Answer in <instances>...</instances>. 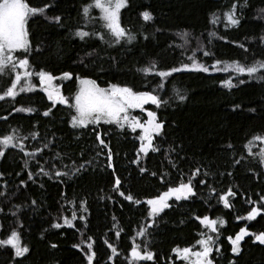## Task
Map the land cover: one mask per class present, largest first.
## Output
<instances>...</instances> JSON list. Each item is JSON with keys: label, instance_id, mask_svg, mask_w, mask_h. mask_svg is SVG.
I'll return each instance as SVG.
<instances>
[{"label": "trees", "instance_id": "trees-1", "mask_svg": "<svg viewBox=\"0 0 264 264\" xmlns=\"http://www.w3.org/2000/svg\"><path fill=\"white\" fill-rule=\"evenodd\" d=\"M25 2L30 7L48 6L42 15L26 18L28 48L14 54L16 61L28 60L33 88L0 99V136L13 135L17 145L0 156V192L5 193L0 196V240L15 230L20 246L28 251L15 257L10 246H0V264H88L89 244L92 264H130L133 244L141 253L147 249L153 254L137 264H184L172 250H195L201 233L216 238L209 254L213 264H264V245L254 241L256 234L264 233V204L259 203L264 167L259 154L245 147L254 137L264 136V70L248 78L212 68L216 61V66L235 61L245 67L264 61V0H125L119 24L134 39L121 38L119 43L99 18L84 15L92 0ZM233 3L238 24L210 23L213 14L224 15ZM144 11L151 14L150 21L141 18ZM77 31L87 35L81 38ZM192 60L208 71L184 70V65L191 68ZM144 68H149L147 74ZM173 68L180 70L171 72ZM41 71L55 78L70 74L59 84L66 103H71L79 78L99 88L116 85L155 95L160 105L144 108L162 124L161 135L152 138L157 151L138 153V133L112 124L70 126L71 108L53 103L37 88L34 75ZM161 71L170 75L156 74ZM13 78L10 67L0 73V94ZM225 80L232 87H225ZM18 108L32 111H14ZM48 109L49 115H42ZM97 133L109 148L99 144ZM138 155L140 160L133 164ZM140 167L146 171L141 173ZM193 170L195 195L169 200L170 207L149 228L146 201L188 183ZM113 173L120 180V192L139 203L117 194ZM229 189L235 195L226 197L230 207L224 208L219 195ZM253 205L259 211L248 220ZM206 215L225 223L209 232L196 219ZM53 223L59 227L53 228ZM141 227L146 236L138 235ZM240 228L250 235L240 240L239 252L233 254L228 238H235Z\"/></svg>", "mask_w": 264, "mask_h": 264}, {"label": "snow or ice", "instance_id": "snow-or-ice-1", "mask_svg": "<svg viewBox=\"0 0 264 264\" xmlns=\"http://www.w3.org/2000/svg\"><path fill=\"white\" fill-rule=\"evenodd\" d=\"M48 5H44L41 8L30 7L25 0H0V73L6 67H11L13 70L21 69L23 71L14 72V78L11 81V86L7 88L6 92L0 94V99H3L5 96L7 97H15L17 94L14 89L17 87L19 81L23 77V85L20 87L21 92L28 91L32 88V85L29 82V77L32 75L31 72L26 71L28 66L27 59H19L15 61V57L13 53L17 50H27L28 42L26 40V32L24 30L25 20L27 17L33 15H42L44 13V8ZM125 6V0H92V3L86 6L83 9V13L85 16L88 15L89 8L95 7L101 13L100 19L104 21V27L107 28L111 35L115 38V42L119 43L121 38L127 39L131 42L134 39L131 33H126V30L122 28L119 24V10ZM237 5L235 3L232 4L231 10L226 11L224 13V18L229 25L238 24V20L235 18L234 11ZM261 11H264L262 9ZM141 18L144 21H150L152 19L151 14L147 11L141 12ZM55 21H59V17H53ZM217 22L215 14H213V18L210 20V23ZM76 35L83 38L87 35L85 32L77 31ZM181 34V38H183ZM210 36L215 35L214 33H209ZM261 42L264 43V37H261ZM204 55H209L208 52H204ZM191 59V58H190ZM15 61V62H14ZM220 63L216 61L213 63L212 68L216 70V65ZM151 68L154 70L155 65H152ZM184 70H198L207 72L208 69L196 63L195 60H192L191 68L188 65L183 66ZM231 68L233 73L244 74L246 73L250 78L257 72L258 69L264 70V61H258L250 66H241L237 62L233 61L230 65L225 64V66L220 69L222 71L227 72ZM180 69L173 68L171 72L179 71ZM146 74L149 72V68L142 69ZM157 75L164 77L170 75V72H157ZM38 77L42 84H45L51 81L53 78L51 75L41 71L38 74ZM69 73H63L64 77H68ZM78 82L82 85H86V87H82L79 92L75 95L73 103L71 107L73 108L75 115L72 116L70 121V126L73 128H81L88 124H96L101 121L103 123H111L114 124L117 128H123L125 122H127V127L135 131L137 128L140 129L141 134L138 139L141 141L139 148L137 149L138 153L146 154L149 150L152 152L157 151V147L152 142L153 133L156 136L161 135V127L162 124L157 122L155 119V114L151 111L147 112L148 120L146 123H140L136 117H129L127 114V110L130 108H140L143 111L142 105L147 102H151L154 105L159 106L161 101L157 99L155 95H151L148 92H134L128 87H118L116 85H109L107 89L99 88L95 85V83L91 80H78ZM225 87H232V84L229 80H225L222 82ZM45 91V95L48 97L50 101L56 103L55 90L49 91L46 89H42ZM183 99V97H179ZM59 103L64 104L65 100L63 97L59 98ZM14 111L21 112H30L32 109L30 108H18L14 109ZM51 109L45 110L42 115L48 116ZM33 138H35L36 134L32 133ZM16 139L11 134H4L0 136V156H2L5 152V149L9 146H17L13 144V141ZM96 139L103 148H109L108 144H106L102 139L99 133L96 134ZM253 139H259L262 144H264V136L254 137ZM248 145H245L247 147ZM22 150V145L20 146ZM26 156H31L30 153H25ZM97 155H100V152H97ZM168 151L165 150V157H167ZM107 167L111 169L113 167L112 162V153L109 150L107 155ZM140 160V156L138 155L135 160L132 161L133 164H137ZM171 163V161H169ZM261 166L264 167V148L261 149ZM82 167V166H81ZM175 167V165H173ZM42 171V168L40 169ZM75 170V169H74ZM139 171L144 173L146 169L144 167H140ZM44 175H48L47 172H43ZM19 175V174H17ZM56 176L65 175V173L56 172ZM155 175V173H153ZM197 172L193 170L189 177L188 183L181 182L175 187H169L167 191L161 193L158 197L148 199L146 201L148 208L147 218H148V227H153L154 218L159 216V214L165 209L170 207L167 203L170 197H174L176 201H180L181 199L187 200L190 196H194L195 193L192 187V178L196 177ZM208 175V173H205ZM115 183L113 184V188L116 190L118 195H122L124 199L139 203V201H133V197L131 195H124L119 190L120 180L115 178V173H113ZM28 179H32V173H29ZM200 184H205V180L201 179L199 181ZM23 186V182H21ZM3 187V185H0ZM209 191H213L211 186L209 185ZM5 195L4 192H0V196ZM63 195V193H62ZM235 193L232 192L231 189L219 195V202L223 204L224 208H229V201L226 199L228 196H234ZM34 203V202H33ZM248 203H252V201H248ZM259 203L264 204V196L260 197ZM81 211H85V204L83 201L80 203ZM259 209L253 205L251 210L247 213L246 218L251 220L254 218L256 214H258ZM75 218V217H73ZM81 220L84 219L83 215L79 217ZM202 227H206L209 232H216L217 228L215 225L219 223L221 226L225 223V221L219 217L216 219H209V217H196ZM65 223L71 226V221L65 220ZM53 228L59 227L58 224L53 223ZM118 235V233H117ZM138 235L146 236L145 228L141 227ZM250 235L245 228H240L239 232L236 234L235 238L229 237V243L232 245L231 251L233 254H237L239 252V242L240 240L246 236ZM91 239V238H89ZM254 241L259 242L261 245H264V233L256 234L254 236ZM197 244L200 246V251H190L189 248L184 249H176L174 248L172 251L177 255V258H180V254L183 253V258L188 261V264H212V260H210L209 253L213 251V245L216 244V238L207 235V233H201V239L197 241ZM8 245L13 249V255L15 257L23 256L27 251V247H21L19 243L18 233L13 230L10 235L4 239L0 240V246ZM55 247V245H52ZM74 247H78L74 245ZM111 247V245L109 246ZM89 251L86 254V259L88 260V264H92L93 252L91 251V245H88ZM219 246H216V251L219 252ZM112 252L115 255V249L112 248ZM129 257L135 260H151L153 258L152 252L145 249L143 253L138 250V246L133 244L131 250L129 252ZM190 257H194V259H190ZM111 259V257H110ZM131 264V262H130ZM232 264V261L229 262Z\"/></svg>", "mask_w": 264, "mask_h": 264}, {"label": "rangeland", "instance_id": "rangeland-1", "mask_svg": "<svg viewBox=\"0 0 264 264\" xmlns=\"http://www.w3.org/2000/svg\"><path fill=\"white\" fill-rule=\"evenodd\" d=\"M92 3V2H91ZM90 3V4H91ZM89 4V5H90ZM123 8V7H122ZM121 8V9H122ZM121 9L119 10V13H120V11H121ZM119 13H118V16H119ZM87 18H99L100 19V17H101V13H100V11L98 10V9H96L95 7H90L89 8V12H88V15L86 16ZM216 17V20H217V22H219V21H226L225 20V18H224V15H216L215 16ZM100 21H101V23H102V26L104 25V21H102L101 19H100ZM25 22H26V20H25ZM217 22H215V23H217ZM227 22V21H226ZM104 27V26H103ZM105 28V27H104ZM107 29V28H106ZM24 30H25V25H24ZM108 30V29H107ZM109 31V30H108ZM109 33H110V31H109ZM111 34V33H110ZM27 40V39H26ZM21 50H23V49H21ZM17 51H19V50H17ZM16 52V51H15ZM15 52L13 53V56H14V54H15ZM16 61V60H15ZM14 61V62H15ZM227 64H231V63H227ZM225 66V64H223V65H219V66H216V69L218 68L219 70L220 69H222L223 67ZM10 67V66H9ZM191 67V66H190ZM11 68V67H10ZM261 69H258L257 70V72L253 75V77H251V78H257V76H258V73H259V71H260ZM11 71H12V73L14 74V72H19V71H23V70H21V69H16V70H13L12 68H11ZM26 71H29V72H31L29 69H28V67H27V69H26ZM228 72L230 73V75H231V77H241V76H245V77H248V78H250L246 73H244V74H237V73H233L232 72V70H231V68H229V70H228ZM33 76V74L29 77V82H30V84L32 85V88H33V84H32V81H31V77ZM35 76V78H36V81H37V88H39L42 92H44L45 93V91L44 90H42V89H46V90H49V91H52V90H55V96H56V102H59V98L60 97H63V95H62V89H61V85H59V84H61V82H64L65 80H67V77H64V76H61V77H57V78H55V77H52L53 79L51 80V81H49V82H47V83H45V84H42L41 83V81H40V79H39V77H38V75L37 74H35L34 75ZM69 78V77H68ZM78 80H89V79H81V78H79V79H77V82H76V92L73 94V96H72V98H71V103H66L67 101H66V99H65V97H63L64 98V100H65V105H67L69 108H71V110H72V115H71V117H70V121H71V118H72V116L73 115H75V112H74V110H73V108L71 107V104L73 103V100H74V97H75V95L79 92V90L82 88V87H86V85H82V84H80L79 82H78ZM230 81V80H229ZM231 83V82H230ZM23 85V77L21 78V81H19L18 82V84H17V87L14 89V91L18 94V93H20L21 91L19 90L20 89V87ZM108 88V87H107ZM107 88H104V89H107ZM5 97H7V96H5ZM147 104H152L151 102H147V103H144L143 105H142V107H143V111H141V109L140 108H130V109H128L127 110V114H128V116L131 118V117H136L137 118V120L140 122V123H146L147 122V120L149 119L148 118V116H147V112H149L148 110H146L144 107H145V105H147ZM99 123H102V124H106V123H103V121H101V122H99ZM99 123H96V124H99ZM108 124H111V123H108ZM88 125H93V124H88ZM112 125H114V124H112ZM87 126V125H86ZM115 126V125H114ZM129 129L128 127H127V122H125V125H124V127L123 128H120V129ZM130 130V129H129ZM132 131V130H131ZM137 133H138V136H140V134H141V131H140V129L139 128H137L136 130H135ZM155 134L153 133V135H152V138H153V136H154ZM13 143H14V141H13ZM139 143L141 144V141L139 140ZM140 146V145H139ZM247 148V151L248 152H251L252 150L255 152V153H258L259 154V156H260V158H261V149L262 148H264V144H262L261 142H260V140L259 139H252L249 143H248V146L246 147ZM142 154H144V153H142ZM171 199H174V197H170L169 199H168V201H167V203L169 202V200H171ZM149 207V206H148ZM201 249H200V246L199 245H197V248L195 249V250H190V251H200ZM210 254V253H209ZM209 258V257H208ZM178 259H180V260H182L183 262H184V264H188V261H186L184 258H183V253H181L180 254V258H178ZM190 259H194V257H190ZM139 261H141V260H135V259H133V258H131V257H129V263L131 262V264H137ZM212 264H213V262H212Z\"/></svg>", "mask_w": 264, "mask_h": 264}]
</instances>
